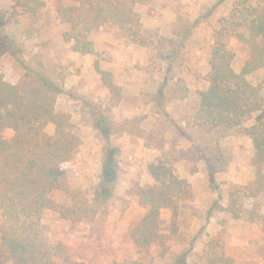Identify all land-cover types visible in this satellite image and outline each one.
Returning <instances> with one entry per match:
<instances>
[{
  "label": "rangeland",
  "instance_id": "rangeland-1",
  "mask_svg": "<svg viewBox=\"0 0 264 264\" xmlns=\"http://www.w3.org/2000/svg\"><path fill=\"white\" fill-rule=\"evenodd\" d=\"M44 1L32 19L16 0H0V74L11 83H18L28 69L65 77L56 108L71 115L82 145L63 165L74 199L63 192L53 198L64 205H88L92 213L71 222L46 211L42 229L48 242L65 248L77 264H206L220 254L236 264H264V223L212 209L214 204L226 206L230 194L254 178L247 129L264 118V108L230 130L209 132L194 122L199 93L208 85L213 45L225 43L234 54V69L240 71L249 51L236 33L246 30L247 13L264 10V0H152L136 7L145 45L107 24L92 31L96 51L86 55L75 52L66 40L70 24L57 18V0ZM102 71L109 72L121 90L110 117H139L151 143L127 133L107 134L97 123L91 109L105 114L111 105ZM178 78L186 81L188 98L163 105L160 86ZM248 78L253 84L263 82L264 68ZM47 131L53 133L54 126ZM2 135L9 139L14 131L6 128ZM151 164H166L187 179L192 196L181 204L176 218L171 210H163V244L140 254L129 235L146 209L131 190L154 183ZM241 202L246 208L257 203L264 214V194ZM3 225L0 210V235ZM52 264L66 263L54 259Z\"/></svg>",
  "mask_w": 264,
  "mask_h": 264
},
{
  "label": "trees",
  "instance_id": "trees-1",
  "mask_svg": "<svg viewBox=\"0 0 264 264\" xmlns=\"http://www.w3.org/2000/svg\"><path fill=\"white\" fill-rule=\"evenodd\" d=\"M32 19L45 7L44 0H16ZM152 0H77L66 4L57 0V18L70 24L65 34L72 49L83 55L96 51L90 39L92 31L113 24L128 31L130 39L145 45L142 22L136 10ZM245 31L236 38L248 48V58L240 71L233 67L234 54L225 43L214 44L210 53V71L206 89L200 91L194 122L205 131L230 130L241 125L243 119L264 108V81L253 84L248 76L264 68V10H251L245 19ZM47 75L28 69L18 83L5 80L0 74V210L4 225L0 235V264H52L60 259L66 264H77L60 245H51L42 229L46 211L75 222L89 218L88 205H64L53 198L55 192L71 195L69 177L63 165L71 161L82 139L74 131V123L67 112L57 111L59 96L64 92L65 77L59 73ZM104 85L111 95V105L105 114L92 108L97 123L103 124L107 134L127 133L152 142L139 117L116 120L109 113L118 107L121 90L111 74L102 71ZM163 105L184 101L189 96L186 81L178 78L165 82L159 88ZM54 126L53 133L47 131ZM14 135L6 139L4 129ZM252 139L251 163L254 178L229 196L226 206L213 205L212 209L228 212L234 219L263 222L264 214L257 203L246 208L241 202L264 194V118L248 127ZM149 172L154 183L149 187L136 186L131 192L146 211L130 231V239L140 254H147L153 246H161L164 235L160 231L163 210H171L173 218L179 214L181 204L192 196L189 181L180 178L166 164H151ZM210 181L215 185L214 169H209ZM74 199V196L71 195ZM206 264H236L225 254L215 255Z\"/></svg>",
  "mask_w": 264,
  "mask_h": 264
}]
</instances>
